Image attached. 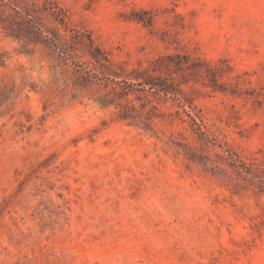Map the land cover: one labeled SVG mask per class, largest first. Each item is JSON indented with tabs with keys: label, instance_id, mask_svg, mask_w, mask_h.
Here are the masks:
<instances>
[{
	"label": "rangeland",
	"instance_id": "374dc122",
	"mask_svg": "<svg viewBox=\"0 0 264 264\" xmlns=\"http://www.w3.org/2000/svg\"><path fill=\"white\" fill-rule=\"evenodd\" d=\"M0 264H264V0H0Z\"/></svg>",
	"mask_w": 264,
	"mask_h": 264
},
{
	"label": "trees",
	"instance_id": "16d2710c",
	"mask_svg": "<svg viewBox=\"0 0 264 264\" xmlns=\"http://www.w3.org/2000/svg\"><path fill=\"white\" fill-rule=\"evenodd\" d=\"M146 83H149L150 85H152V83L150 81L146 82ZM166 91H168V90H166ZM121 117L126 119V118L133 117V116H130V114H128L127 112L122 111L121 112Z\"/></svg>",
	"mask_w": 264,
	"mask_h": 264
}]
</instances>
